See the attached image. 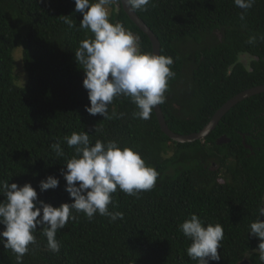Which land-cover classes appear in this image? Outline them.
<instances>
[{
  "label": "trees",
  "instance_id": "1",
  "mask_svg": "<svg viewBox=\"0 0 264 264\" xmlns=\"http://www.w3.org/2000/svg\"><path fill=\"white\" fill-rule=\"evenodd\" d=\"M136 12L159 38L161 55L173 59L175 77L161 107L174 132L201 130L231 97L264 84V0L247 11L234 0H150L147 11ZM82 18L74 0H0V181L30 183L38 200L53 207L73 203L62 170L75 153L65 137L82 131L92 144L115 140L132 148L159 175L138 198L119 189L112 194L116 206L109 204V211L122 212L123 219L96 214L90 221L73 212L77 219L56 233L59 252L48 249L38 227L23 264H197L186 252L191 241L178 227L192 214L205 227L223 226L221 259L209 264H261L255 251L260 241L248 233L264 202V92L239 102L194 142L169 138L154 109L148 120L136 118L138 109L124 96L109 105L112 119L92 116L85 110L91 106L85 73L75 60L80 41L92 36L80 28ZM110 21L123 24L140 50L152 53L149 37L121 2L112 6ZM17 47L25 86L15 82ZM224 135L230 142L218 144ZM54 143L61 144L63 157L52 150ZM49 176L59 184L42 192L40 182ZM0 264H16L3 244Z\"/></svg>",
  "mask_w": 264,
  "mask_h": 264
},
{
  "label": "clouds",
  "instance_id": "2",
  "mask_svg": "<svg viewBox=\"0 0 264 264\" xmlns=\"http://www.w3.org/2000/svg\"><path fill=\"white\" fill-rule=\"evenodd\" d=\"M75 11L82 14L80 28L92 34L80 41L75 51V60L85 73L83 87L87 90L90 107L85 110L92 116L99 114L104 119H112L109 105L114 98L124 96L138 109L134 116L148 120L154 107L166 102L165 93L169 80L175 77L170 56L144 53L137 38L123 24L110 21V9L121 0H74ZM133 11H147L150 0H123ZM234 4L247 11L255 0H234ZM244 19V15L240 17ZM70 27L72 21L65 17ZM255 37L249 43H254ZM121 116L123 114H120ZM74 155L67 160L62 175L66 180L65 191L73 203H63L59 207L38 200L37 191L30 183L18 186L16 183L0 181V244L15 254L16 264H23V257L29 245L36 244L34 233L43 228L47 247L51 252H59L60 242L56 239L58 230L69 220H76L73 212H83L88 220L96 214L115 221L123 219L122 212H110L112 194L119 189L128 196L137 197L141 192L151 191L156 184L158 172L147 166L141 155L129 147L121 148L117 141L107 142L97 139L91 143L85 131L73 132L65 137ZM56 156L63 157L60 143L51 145ZM59 180L49 176L40 182V190L55 189ZM116 205L113 204V207ZM258 218L249 225V235L260 242L255 250L261 264H264V202L258 207ZM179 231L191 243L187 247L188 257L197 264L220 261L218 249L224 239V229L220 223L204 222L192 214L179 226Z\"/></svg>",
  "mask_w": 264,
  "mask_h": 264
},
{
  "label": "water",
  "instance_id": "3",
  "mask_svg": "<svg viewBox=\"0 0 264 264\" xmlns=\"http://www.w3.org/2000/svg\"><path fill=\"white\" fill-rule=\"evenodd\" d=\"M121 4L124 11L129 16V18L149 37L152 44V53L161 55V42L159 38L155 35V33L152 31V29L145 23V21L137 14L136 11H133L130 7L127 6L126 2H123V0H121ZM263 92H264V84L253 86L251 88H248L246 90L237 93L236 95L231 97L228 101H226L214 113L210 121L201 130L190 134H179L174 132L167 124L161 105L154 107V111L156 113L161 130L169 138L179 143L194 142L206 138L217 127V125L226 115V113L230 111L239 102ZM227 142H229V138H226V136H222L217 141L218 144H223ZM240 264H250V263L248 260H244Z\"/></svg>",
  "mask_w": 264,
  "mask_h": 264
},
{
  "label": "rangeland",
  "instance_id": "4",
  "mask_svg": "<svg viewBox=\"0 0 264 264\" xmlns=\"http://www.w3.org/2000/svg\"><path fill=\"white\" fill-rule=\"evenodd\" d=\"M110 13H112V8L110 9ZM111 15V14H110ZM14 57H15V70H14V77L15 82L19 86H25L27 84L28 76L25 71L24 63H23V52L22 48L17 47L14 50Z\"/></svg>",
  "mask_w": 264,
  "mask_h": 264
},
{
  "label": "flooded vegetation",
  "instance_id": "5",
  "mask_svg": "<svg viewBox=\"0 0 264 264\" xmlns=\"http://www.w3.org/2000/svg\"><path fill=\"white\" fill-rule=\"evenodd\" d=\"M224 136H226V135H224ZM226 138H228L227 136H226ZM229 142H230V138H229ZM228 143V142H227Z\"/></svg>",
  "mask_w": 264,
  "mask_h": 264
}]
</instances>
